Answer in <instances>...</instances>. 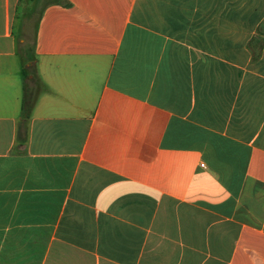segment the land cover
Returning <instances> with one entry per match:
<instances>
[{
    "label": "crops",
    "instance_id": "0c3cea01",
    "mask_svg": "<svg viewBox=\"0 0 264 264\" xmlns=\"http://www.w3.org/2000/svg\"><path fill=\"white\" fill-rule=\"evenodd\" d=\"M263 23L264 0H0V264H264Z\"/></svg>",
    "mask_w": 264,
    "mask_h": 264
},
{
    "label": "rangeland",
    "instance_id": "374dc122",
    "mask_svg": "<svg viewBox=\"0 0 264 264\" xmlns=\"http://www.w3.org/2000/svg\"><path fill=\"white\" fill-rule=\"evenodd\" d=\"M37 20H38V14L27 17L24 23L23 32L21 30V27L18 26L17 33H19L20 35L22 34L23 35L22 38L24 39V43L21 46V51L26 58V62L32 60V50L35 39V29H36ZM263 45H264V27L262 28L261 34L258 35L256 40L254 41L253 47L256 48L257 50H260Z\"/></svg>",
    "mask_w": 264,
    "mask_h": 264
},
{
    "label": "trees",
    "instance_id": "16d2710c",
    "mask_svg": "<svg viewBox=\"0 0 264 264\" xmlns=\"http://www.w3.org/2000/svg\"><path fill=\"white\" fill-rule=\"evenodd\" d=\"M264 27V23L262 24V27L260 28V33L261 34V31H262V28ZM256 40V38L252 41V44H254V41ZM255 57H257V55L254 54ZM260 55H258L259 57ZM35 100L36 98L35 97H31L30 94H28V97L26 98V101H25V109H24V117L28 118L29 116V112L31 111L34 103H35Z\"/></svg>",
    "mask_w": 264,
    "mask_h": 264
}]
</instances>
